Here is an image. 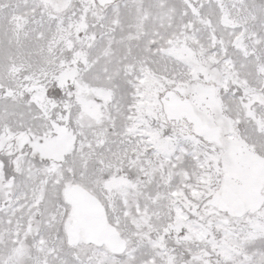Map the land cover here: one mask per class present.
I'll return each instance as SVG.
<instances>
[{
  "label": "snow or ice",
  "instance_id": "6c2138e0",
  "mask_svg": "<svg viewBox=\"0 0 264 264\" xmlns=\"http://www.w3.org/2000/svg\"><path fill=\"white\" fill-rule=\"evenodd\" d=\"M0 264H264V0H0Z\"/></svg>",
  "mask_w": 264,
  "mask_h": 264
}]
</instances>
